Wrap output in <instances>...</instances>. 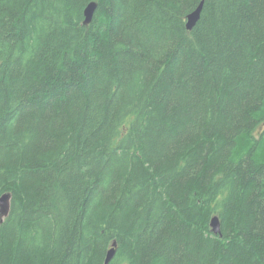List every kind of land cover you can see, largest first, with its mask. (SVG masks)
Instances as JSON below:
<instances>
[{
  "label": "trees",
  "instance_id": "trees-1",
  "mask_svg": "<svg viewBox=\"0 0 264 264\" xmlns=\"http://www.w3.org/2000/svg\"><path fill=\"white\" fill-rule=\"evenodd\" d=\"M6 192L0 264H264V0H0Z\"/></svg>",
  "mask_w": 264,
  "mask_h": 264
},
{
  "label": "water",
  "instance_id": "water-1",
  "mask_svg": "<svg viewBox=\"0 0 264 264\" xmlns=\"http://www.w3.org/2000/svg\"><path fill=\"white\" fill-rule=\"evenodd\" d=\"M204 1H202L198 7L188 15L187 27L192 30L199 21L203 9ZM97 2H91L85 10V24H90L93 21L94 15L97 9ZM12 193L6 192L0 196V218L4 220L11 210ZM211 227L215 234H221V222L218 216H214L211 220ZM116 253V242L113 244V248L108 252L105 264H109Z\"/></svg>",
  "mask_w": 264,
  "mask_h": 264
}]
</instances>
